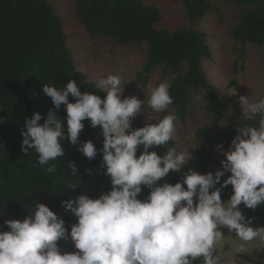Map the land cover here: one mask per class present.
<instances>
[{"label":"clouds","instance_id":"obj_1","mask_svg":"<svg viewBox=\"0 0 264 264\" xmlns=\"http://www.w3.org/2000/svg\"><path fill=\"white\" fill-rule=\"evenodd\" d=\"M124 85L118 74L99 79L97 87L107 90L102 99L81 92L75 80L60 89L44 84L43 92L55 108L65 107L66 125L54 110L46 116L33 113L21 129L22 152L26 156L34 150L38 164L54 174L68 140L90 161L102 154L100 168L106 169L112 187L96 199L85 194L62 201L65 211L77 218L70 232L65 220L40 202L23 221L6 220L10 231H0V264H218V248L232 233L241 241L235 249L239 254L248 253L249 243H264V227H253L255 217H246L240 208L243 204L255 211L264 206V98L239 97L241 116L253 123L236 129L226 151L217 145L225 157L222 170L201 174L191 167L184 170L193 159L188 148L168 147L163 155L154 150L178 138L177 117L169 111L174 103L170 85L149 84L144 101L123 97ZM145 103L156 113L168 114L133 128V120L145 113ZM86 120L102 131L101 149L91 140H79ZM68 168L78 176L74 162H68ZM172 172L183 173L182 180L160 183ZM229 185L233 194L225 202L222 191ZM79 187L78 181H66L68 191ZM145 187L149 195L141 200ZM69 239L74 252L59 245Z\"/></svg>","mask_w":264,"mask_h":264},{"label":"trees","instance_id":"obj_2","mask_svg":"<svg viewBox=\"0 0 264 264\" xmlns=\"http://www.w3.org/2000/svg\"><path fill=\"white\" fill-rule=\"evenodd\" d=\"M231 1L238 6L255 5L241 16L232 30L234 41L242 46L248 43L264 46V2ZM183 4L192 23L212 10L208 0H183ZM78 14L81 24L93 36L109 37L118 45H148V59L138 73V80L147 83L148 74L159 67L163 69L162 78L174 76L170 82V93L174 98L171 106L177 116L187 115L193 109V94L203 91L205 109L213 121L218 124L224 120L225 103H230L232 97L212 85L203 70V62L213 58L205 33L193 28L174 32L158 28L162 20L160 10L136 0H83ZM66 40L62 19L48 0H0V231H10L5 225L6 220L23 221L28 211H32L33 206L40 202L64 219L70 232V226L77 222V218L65 211L62 201L85 194L96 199L111 190L110 178L104 174L106 169L100 168L102 154L98 153L97 158L90 161L70 141L65 140V156L55 162L57 172L49 174L45 167L38 164L34 150L26 156L21 150V129L26 118H31L33 113L46 116L50 109L54 110L66 125L65 107L61 105L59 109L55 108L52 99L43 92L44 84L60 89L70 80H75L81 92H94L102 99L105 96L97 83L81 79ZM233 86L239 88L235 81L231 82L229 88ZM69 100L75 102L71 96ZM83 123L85 129L79 140H91L101 149L104 137L100 128H92L87 120ZM252 123L242 117L241 126ZM145 125L137 123L132 127ZM236 129L226 130L220 135L210 129H199L196 135L211 139L213 144L224 141L231 144L237 134ZM168 147L178 149L173 141L154 150L163 155ZM207 157H212L211 151H199L184 170L191 167L201 174L215 172L204 160ZM68 162L76 164L78 176L72 175ZM89 170H92V174H89ZM182 178L183 173L172 172L160 183L175 184ZM226 179L222 177L221 185ZM68 180L73 183L78 181L80 187L75 192L68 191ZM149 191L145 187L138 198L145 199ZM232 194V186L229 185L222 191V200L227 202ZM245 216L255 217L253 227L264 225V206L255 211L246 208ZM71 251L76 249L72 248ZM195 264H201V260Z\"/></svg>","mask_w":264,"mask_h":264},{"label":"rangeland","instance_id":"obj_3","mask_svg":"<svg viewBox=\"0 0 264 264\" xmlns=\"http://www.w3.org/2000/svg\"><path fill=\"white\" fill-rule=\"evenodd\" d=\"M136 1L146 6H156L160 10L162 20L158 28L171 32L193 28L207 35L213 58L203 62V70L212 85L223 94L232 97L230 103H225V118L218 124L213 121V117L205 109L203 91L193 94V109L184 117L177 116L172 106L169 111L177 117L178 138L174 142L178 145V150L188 148L192 151L193 159L201 150L211 151L212 157L204 160L213 170H222L221 161L225 157L217 151V145H223L226 151L230 143L224 141L213 144L211 139L197 136L196 133L199 129H210L220 135L226 130L233 131L241 127L239 97L249 96L253 101L264 98V46L250 43L242 46L232 37V30L239 23L241 16L255 5L247 7L238 6L231 0H208L212 10L192 23L187 16L183 0ZM82 2L83 0H48L55 13L62 19L67 47L83 81L97 83L99 79L107 78L110 74H118L125 84L123 97L136 96L141 101L146 100L150 95L149 84L155 87L161 82H167L170 85L174 76L162 78L161 67L154 73L148 74L147 83L138 80V73L142 71L148 59L146 43L118 45L109 37L89 34L81 24L78 14ZM263 2L264 0H259V3ZM232 81L236 82L238 89L234 86L229 88ZM103 91L107 90L103 89ZM144 112L133 120L132 125L156 123L168 114L152 111L147 103ZM228 175L230 173L224 177L228 178ZM240 208L245 215L246 207L241 204ZM255 227H264V225L257 224ZM222 231L225 236L229 235L227 229ZM231 235L218 248V264H264V243H249L248 253L239 254L235 249L241 241L235 238V233ZM59 245L62 251L66 252H72L71 249L74 248L70 239L59 242Z\"/></svg>","mask_w":264,"mask_h":264}]
</instances>
